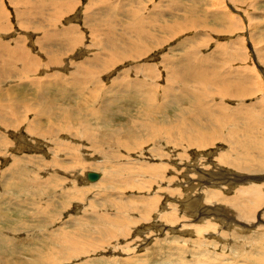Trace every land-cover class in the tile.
Returning <instances> with one entry per match:
<instances>
[{"label": "rangeland", "instance_id": "374dc122", "mask_svg": "<svg viewBox=\"0 0 264 264\" xmlns=\"http://www.w3.org/2000/svg\"><path fill=\"white\" fill-rule=\"evenodd\" d=\"M52 1L0 0V7L5 14V25L8 27L7 32L0 35V43L15 47V42L20 40V45L23 44L24 50L30 51L38 58L42 68L46 55L56 61L61 60L59 64L52 65L48 69L27 72L28 77L41 79L44 76V79H48L46 76L55 73L62 77L76 78L79 84L82 81L79 75H83V71H80L82 68L79 67V70L76 65L87 57L91 59L93 52H98L100 55L108 54L109 52L102 50V44L105 43H109L106 48H110V44H113L112 47L118 46L116 59L119 62L114 61V66L105 72L101 68V62L93 64L92 68H96L97 73L95 75L87 72L89 73L87 77L94 76L101 83L87 85L80 83L81 87H84L81 91L82 96H76L73 92L74 83L66 84L67 87L62 83L60 85L69 87L73 94H65V99L61 101L51 100L52 103L60 105L62 114L65 115H72L70 111L72 108L80 110L86 105L88 108L86 112L97 109L102 121L97 122L96 118L87 117L85 118L87 126L72 128L77 121L84 118L80 115L71 127L60 125L59 131L54 129L51 133L41 131L36 134L27 130V123L35 121L33 113L29 111L23 113L24 111L19 108V112L15 115L20 114L19 118L23 113V119L21 122L18 121L19 124L14 130L0 125V264L28 263V261L30 263L37 258H41L43 264H203L205 260L208 264H244L245 261L254 264L250 254L264 259V226L259 225L264 220L262 213L264 199L260 210L256 209L255 215L253 214L255 217L250 221L241 219L235 214V210L230 209V215L235 220L231 224L213 218L216 215L212 214L217 206H221L225 213V208H229L228 204L219 201L206 202L203 197L205 191L216 189L221 190L222 194L228 197H234L238 189L255 182V184L263 183L261 186L264 192V170L259 172L260 177L254 182V179H251L257 176L254 171L234 169L229 164H220L221 160L217 158L221 153L232 155L233 147L246 145L245 141L247 143L250 140L248 144L252 147L253 144L257 145L260 142L264 144V136L259 132V129H264V0H175L172 4L170 0L161 3L160 0H70L72 7L69 9V6H65L67 10L69 9L67 13L61 17L58 15L57 18L55 16L51 18ZM23 2H28L30 5L23 6ZM109 4L114 5L116 10L125 6L127 10L140 8L137 15L144 23L146 15L154 11V6L159 8V12L164 13L163 16L157 17L159 29L154 30L156 36L153 41L142 36L138 42H134L135 49L137 46L142 49L138 59L132 56L134 52L131 51V57H126L122 48L120 49V46L128 43V39L136 40L134 34L129 37L130 32H126L129 27L124 26L127 25L125 16L128 14L127 10L121 15L114 14L112 19L116 21L115 28L110 19L105 24L104 19L107 17L85 19L86 8L89 9L90 15L102 16ZM174 4L184 5L186 12L182 14V11L174 8ZM202 10L214 11L204 14L201 13ZM55 11L58 14L59 10ZM216 11H219V14H215ZM24 16H30L31 21L24 22L22 20ZM224 18L228 21L225 23L227 27L234 23L235 27L232 26L234 29L230 36L226 31L214 33L211 28L212 25L219 26L217 21ZM183 21L188 22L189 28H176L175 32L170 33L169 30L164 31L165 29L162 28L165 25L172 27ZM195 24L196 26H192ZM69 26L77 29V34L74 35L78 36L79 43L71 45L68 52L65 53V48L53 46V49H59L58 53L50 50L51 44L41 43L39 28L47 30L46 32L61 28L64 33ZM108 34L110 35L107 37ZM52 42L55 45L61 44L57 38L52 39ZM222 42L226 47L232 45L238 48L233 49L235 51L233 57L229 53L217 52V43L222 44ZM92 45L98 46L96 48ZM174 45L179 47L175 48ZM191 50L196 51L191 54L194 57L192 64L197 65L203 57H206L208 62L203 64H206V67L207 65L214 67L217 74L227 78L228 76L243 78L241 81L248 84L247 94L235 95L236 98H231L213 94L214 91L211 90L208 97L204 98V102L215 111L209 112L208 116L200 115V112L195 111L190 96L187 98L188 101L179 102L188 111L186 123L189 125V130L195 122L200 129L205 127L204 130L210 128L215 119L220 123L225 122L221 123L222 128H225L219 131L221 136L208 147L197 149L185 146L188 150L183 151L182 146L173 147L160 140L154 143L145 142L146 138L163 136L161 132L149 128L147 123H158V126L164 125L165 122L168 124L169 121L174 120V111L165 110L169 114L167 118L156 113L148 117L142 107L139 109V104L135 106L131 100L124 99L126 97L122 99L119 82L129 81L128 87L123 90L127 93L131 92V84L134 83H144L141 87L142 91L154 85L152 91L155 102L162 103L165 98L170 101L174 96V88H170L171 75L166 69L174 67L181 70L184 64L193 68L186 62ZM65 64L67 67L63 68ZM132 66L135 68L132 69ZM34 67V64L30 65L29 69ZM19 74L24 76L25 71ZM117 77L119 78L115 79ZM20 78L23 77L13 78L9 75L5 81L0 80V87L4 89L0 93V99L3 100L1 103L5 100L7 105L12 104L13 81L17 82ZM24 82L25 87H21L22 89L18 91L21 92L17 94H21L18 96L25 97L22 100L27 99L33 105L34 99L39 98L36 95L42 90L31 89L28 82ZM42 83L46 82L42 81ZM56 89L58 86L49 90L53 92ZM127 95L130 96L129 94L124 96ZM70 96L74 99L72 100ZM111 97L114 105L110 107L105 100L111 101ZM58 101L60 103H57ZM219 103L224 109L217 108ZM242 105L254 108L251 110L252 113L249 109L242 111ZM154 106L156 107L155 103ZM190 106L191 111L187 108ZM237 106L241 109L236 108ZM63 107L69 110H64ZM105 107L117 109L108 115ZM59 113L61 112L55 116L59 117ZM1 114L8 121L15 118ZM256 119L261 123L258 124ZM90 124L92 127L88 131L90 133L88 137L73 138L72 132L83 134L84 127L88 128ZM153 127L158 128L155 124ZM116 128L121 129L120 133H123L125 137L123 139L127 141L126 145L108 143L112 139V136L109 137V131ZM228 131L233 137L229 140L232 145L224 140ZM176 133L172 134L173 138L177 137ZM133 139L136 142L131 143ZM178 152H185L188 159L180 163L176 154ZM251 154L257 157L258 153L253 150ZM158 163L162 168V174L159 172L160 174L154 175L143 171L146 165ZM163 165H165L164 169ZM120 169L122 171L117 173ZM89 171L98 173V179L88 180L86 174ZM126 174L130 175L129 182H124ZM239 176H244L243 178L247 180L236 182ZM222 180L223 183L220 182ZM154 194H158L160 198L153 201L155 203L151 206L152 200L149 196ZM197 197L200 199L198 205L191 204ZM145 199H148L147 202ZM202 207L213 208L209 210L210 214L206 219L211 218L214 228L205 229L207 232L204 230L198 235L193 228L198 227L201 224L200 218L206 215ZM171 208H174L172 212L176 213L174 217L178 218L176 222L171 221L167 215L163 218V213H167ZM197 208L200 210L194 213ZM125 212L129 217L120 220ZM190 228L192 231L189 232ZM66 239L71 243H63ZM257 248H259L258 253ZM247 254L249 258L245 257Z\"/></svg>", "mask_w": 264, "mask_h": 264}, {"label": "bare ground", "instance_id": "6f19581e", "mask_svg": "<svg viewBox=\"0 0 264 264\" xmlns=\"http://www.w3.org/2000/svg\"><path fill=\"white\" fill-rule=\"evenodd\" d=\"M22 1V0H21ZM24 1V0H23ZM130 1H133V0H130ZM129 1V2H130ZM157 1V0H156ZM155 1V2H156ZM165 0H160V3L163 2ZM171 1V4L174 3L175 0H170ZM200 1H203V0H200ZM199 1V2H200ZM61 2V3H60ZM144 2V1H143ZM217 2V1H215ZM60 3V4H59ZM106 3V2H105ZM23 6H28L30 5L28 2H23L22 3ZM53 7V13L51 14V18H54L53 16H55L56 18L58 17V15H60L59 17L63 16L65 13H67L70 9L71 6V1L70 0H64V1H55L53 0L51 3H50ZM124 4V3H123ZM151 4H153L151 2ZM174 8L177 9L178 11H182L184 14L186 12L185 10V7L184 5H179V4H174ZM50 6V5H49ZM65 6H69V9L67 10ZM75 6V5H74ZM106 6V4H105ZM63 7V8H62ZM135 7V6H134ZM132 7V8H134ZM177 7V8H176ZM191 7V6H190ZM109 8V10H108ZM154 8V11L151 12L152 14L150 15H146V21L144 23V21L142 19H140L137 15L138 13V9L140 8H134V9H131V10H127L126 6L124 8H121V9H118V14L121 15L122 12H126V10L128 11V14H126L125 16L127 17L126 20H127V25H124L125 28L129 27V30H127L126 32H130L129 34V37L131 36V34H134V36H136V40H131V39H128V43L125 44V45H122L120 46V49L122 48V52L123 54L126 56V57H129L127 56V53L128 51H132V53L134 52L135 53V58H139L142 54V49L140 47L137 46V49H135V45H134V42H138L139 41V38H141L142 36H145L147 38H149L150 40L149 41H153L154 40V37L156 35H154V30L155 29H159L157 28V20H159L157 17L159 16H163L164 13L162 12H159V8L158 7H153ZM56 9L59 10L58 14L57 12L55 11ZM63 9H64V12H63ZM107 11H105L104 13H102V16H98V15H90L89 14V9L86 8L85 9V13H84V17L85 19L89 18V17H101L102 19H104V17H107L106 19H104L105 21V24L107 23V20L109 21H113L114 23V28L116 26L115 22L112 18L114 16V14H116V12L114 11L115 10V6L114 5H107ZM38 10V9H37ZM36 10V11H37ZM151 10V9H150ZM194 10V9H193ZM23 11V10H22ZM25 11H28L27 9H25ZM196 11V10H195ZM214 11V10H213ZM212 11V12H213ZM29 12V11H28ZM39 12V11H37ZM150 12V11H149ZM212 12H207V11H204L202 10L201 13H212ZM219 11H216L215 14H219L218 13ZM191 13V12H189ZM193 14V13H192ZM196 14V13H195ZM198 15V14H197ZM214 15V14H213ZM216 16V15H215ZM220 16V15H219ZM172 17V16H171ZM200 17V16H199ZM204 17V15H203ZM55 18V20H56ZM189 19V18H188ZM203 19V18H202ZM214 19H216L214 17ZM221 19V18H220ZM231 19V18H230ZM22 20L24 22H27V21H31V18L30 16H24L22 18ZM230 21V20H229ZM193 22V21H192ZM205 22V20H204ZM202 22V23H204ZM228 21L224 18V20H218L217 23L219 24L218 25H212L211 28L213 31H215L214 33H219V32H223V31H226L229 33V36H230V33L233 31V27L234 26V23H232V26L231 24H229V26L227 27V23ZM198 23H199V20H198ZM172 24V23H171ZM192 26H196L195 25H192ZM235 27V26H234ZM237 27V26H236ZM56 28V26H55ZM163 29H165L164 31L166 30H169V33L172 31V32H175L176 28H189L188 27V22L185 23L184 21L182 23H177L175 25H172V27H167L165 25V27H162ZM193 28V27H192ZM7 29L8 27L5 25V14L3 12V10L1 9L0 7V35L1 34H5L7 32ZM74 29V30H73ZM196 29V28H195ZM62 30L61 28H57L56 30H51V32H46L44 29L43 30H40L39 28V31L40 34H41V43L43 42H46V43H49L51 44V48L50 50H53L55 52H58L59 53V49L56 50V49H53V46H57L58 48H65V53L68 52V50L70 49L71 45L73 44H77L79 43L78 42V39H77V35L75 36L74 34L76 33L77 34V29L72 26L64 32L62 33ZM197 31V30H196ZM218 31V32H217ZM250 31V30H249ZM233 33V32H232ZM110 34L107 35V37L109 36ZM152 35V36H151ZM106 36V35H105ZM94 37V36H93ZM106 37V38H107ZM237 37V36H236ZM20 38V37H19ZM55 40V38H57V41H60L61 44H58V45H55L53 42H52V39ZM105 38V40H106ZM128 38V37H127ZM19 40V39H18ZM104 40V41H105ZM155 40H157V38H155ZM161 40V39H160ZM220 41V40H219ZM237 41V39H236ZM20 40L19 42H15L16 45H14L15 47H12L5 44V43H0V80L1 81H5L6 80V77L11 75L13 78L15 77H23L22 79L20 78L17 82L16 81H13V89H12V104L11 105H7L5 103V100L3 103H1V101H3L2 99H0V113H3L5 114L7 117H15V118H11L10 121H8L7 119H5V116L3 117V115L1 114L0 115V125L4 126V127H11L13 130L17 127V125L19 124L18 121H22V116H23V113H26V111L28 112H32L34 117L33 119H35V121H30L27 123V130L28 131H31V132H34L36 134L40 133L41 131L42 132H54V129H59L60 125H67L68 127L72 126L73 124H75V122L77 121V118L80 116V117H84L83 119H81V121H77L76 122V125H73L72 128H79L80 126H87V120L85 118H89V119H93L96 118L97 119V122H100L102 121L100 119V115L98 114L97 112V109H92V110H88L87 105L86 106H83L80 110H77V109H70V111H72V115H65V114H62L63 111H61V107L59 104H56L55 102L52 103L51 100L53 101H61V99H65V94L66 95H71L73 94L70 90V88H66V84L70 85V84H75V89L73 90L74 93H76L75 95L76 96H79L81 95V91L84 89V87H81L82 84L84 85H87V84H91V83H95V84H99L101 83L100 80L98 81V79L96 80L94 76L92 77H87L89 73L87 72H90L91 74H95L97 73V69H93L92 66L93 64H96L97 62H101L102 63V69H103V72L105 71H108L112 66H114V61H117V57L116 55L118 54L117 53V48L118 46H113V44H110V48H106V51L109 52L108 54H104V55H100L98 52H93L92 53V56H91V59L90 58H86L84 61H81V63L77 64L76 66H78V69L80 70L79 67H81L82 69L80 71H83V75L80 74L79 75V79H82V81L80 83L82 84H78V82H76V78H70V77H62L60 76V74H51L50 76H46V78L48 79H44L45 77L43 76L41 79L40 77H28V73L27 72H30V73H33L35 71H38L40 69H48L49 67H51L52 65H57L60 63L61 60L59 61H56L55 59L53 58H49L48 55H46V60L43 64V68H42V65L40 64V62H38V58L36 56H34L33 54H31L30 51H26L24 50V46L23 44L20 45ZM40 42V41H39ZM103 42V41H102ZM101 42V43H102ZM142 42V41H140ZM231 44V43H230ZM192 45V44H191ZM93 47H96L98 45H92ZM197 46V45H196ZM195 46V47H196ZM232 46V45H231ZM226 47L223 42L222 44L220 43H217V52H220V54L222 53H229L231 54V57L234 56V52L233 49H238L236 48V46H232V47ZM239 47V46H238ZM194 48V47H193ZM232 48V49H231ZM135 49V50H134ZM197 50V49H196ZM198 51V50H197ZM127 52V53H126ZM192 52H196L194 50H191V52H189L190 56L192 54ZM200 53V52H199ZM218 54V53H217ZM203 55V54H202ZM201 55V56H202ZM226 55V54H225ZM233 55V56H232ZM4 56V58H3ZM186 56V55H185ZM206 56V55H205ZM239 56V55H238ZM121 57V55L119 54V58ZM130 57H131V54H130ZM197 57V56H196ZM214 57V56H213ZM224 57V56H223ZM242 58H244L243 56H240ZM108 58V59H107ZM133 58V57H132ZM134 58V59H135ZM199 57H197L198 59ZM202 58V57H201ZM212 58V56H211ZM228 58V57H227ZM235 58V57H234ZM220 59V58H218ZM262 59V58H261ZM120 60H123V59H120ZM200 60V58H199ZM198 60V61H199ZM235 60V59H234ZM242 60V59H241ZM210 61V60H209ZM88 63L86 66L84 65L85 63ZM95 62V63H93ZM119 62V61H117ZM208 62V59L206 57H203V59L198 63V64H201V65H206V64H203V63H206ZM42 63V62H41ZM16 64V65H15ZM34 64V69H29L30 65H33ZM68 64V63H67ZM67 64L64 65L63 68H66L67 67ZM100 64V63H99ZM61 65V64H60ZM63 65V64H62ZM39 66V67H38ZM66 66V67H65ZM209 67V65H207ZM10 67H13L12 70H10L9 68ZM96 67V66H95ZM100 67V66H99ZM60 68V67H59ZM135 66H132V69H134ZM182 69L181 70H178L177 68H174V67H167L166 71L168 72V74L171 75V79H170V88H174V93H173V99L172 100H168V98H165V100L162 102V103H156L154 100V93L152 91V87H155L154 85L149 87L150 89L146 90V91H142L141 90V87L144 86V83H140V84H131V92L127 93L125 91H123L126 87H128V82L129 81H123L122 80L119 82V86H120V95L122 97V99L124 97V99H129L131 100V103L133 105H140L139 106V109L142 107L144 109V113L147 114V116L149 117H152V115L154 113H156L158 116H162V117H168L169 114L165 111V110H168V109H172L174 111V120L172 121H169V123L167 124L166 122L164 123V125H157L156 123H147L148 127L151 128V129H155L156 132H161L163 134V136L161 135H157L158 137H151L149 139L146 138V140H144L145 142H152L154 143L156 140H160V141H163L165 142L167 145H172L173 147H179V146H182L183 148V151H187L188 149L187 148H197V149H200V148H204L205 146L208 147V145L210 146V144L217 140L220 136H221V132L219 131H222L224 130L225 128H222L223 125L221 123H225V122H219V120L215 119V122L211 125V127L207 130H204V128L200 129L199 128V125L198 123H192L193 125H191V130H189V125H187L186 123V114L188 113L187 109L185 108L184 105H181L179 102L180 101H188V96H190L193 100H192V105L195 109V111L198 113L200 112L201 114L200 115H205V116H208L209 112H214L215 109L212 108V107H208L205 102H204V98L205 97H208V94L212 91H214L213 94H216V95H223V96H230L231 98H236L235 95H243V94H247V91H248V87H247V83L246 82H243L241 81L243 78H238L237 76H235V78H231L230 76H228V78L224 75H219L216 73L214 67H211L208 71H203L201 68L197 67V66H193V68H190L186 65H183L181 67ZM151 69V68H150ZM10 70V71H9ZM22 71H25V75L22 76L20 75L19 73L22 72ZM101 72V71H100ZM53 73V72H52ZM27 74V76H26ZM53 75V76H52ZM26 76V77H25ZM248 77V76H247ZM119 77L115 78V79H118ZM248 79V78H246ZM15 80V79H13ZM93 80V81H92ZM24 81H27L28 82V85L29 87H31V89H34V90H42L40 91V93H38V95L36 96H39L38 99H34V102H33V105L29 102V100H22L24 98H21L19 97L18 95H21V94H17V92L19 90H21L22 88L25 87L24 85ZM42 81L46 82V83H42ZM138 81V80H137ZM248 82V81H247ZM64 84V85H60V84ZM132 83V82H131ZM179 83V84H177ZM1 85V84H0ZM83 85V86H84ZM156 85V84H155ZM55 86H58V89H56L55 91H50L49 89L51 87H55ZM76 86H78V88H76ZM22 87V88H21ZM112 87V86H111ZM118 87V86H117ZM200 87V88H199ZM21 88V89H20ZM113 89V88H112ZM111 89V90H112ZM200 89V90H198ZM3 87L1 89L0 87V93L2 92ZM17 90V91H16ZM87 90V89H86ZM207 92H206V91ZM212 90V91H211ZM233 90V91H231ZM21 92V91H20ZM18 92V93H20ZM28 92V91H27ZM83 92H86V91H83ZM94 92V91H93ZM97 92V91H96ZM182 92L184 93V95H182ZM23 93V92H22ZM52 94V95H50ZM125 94H129L130 96H124ZM82 96V95H81ZM90 96V95H89ZM114 96V95H113ZM166 96V95H165ZM234 96V97H233ZM2 97V96H1ZM14 97V98H13ZM71 97V96H70ZM109 97V96H108ZM169 97V96H168ZM72 98V97H71ZM110 98V97H109ZM30 99V98H29ZM32 99V98H31ZM74 99V97L72 98V100ZM85 99V98H84ZM107 99V98H106ZM114 100H116L114 98ZM168 100V101H167ZM33 101V100H32ZM36 101V103H35ZM57 102V103H60V102ZM107 102V105L108 106H113L114 105V101H113V98L111 97V101L108 99L105 100V103ZM31 105H30V104ZM89 103V102H88ZM86 103V104H88ZM154 103L156 105V107L154 106ZM5 104V106H4ZM37 104V105H36ZM78 104V103H77ZM84 104V103H83ZM222 104L219 103V106L217 108H221V109H224L223 106H221ZM62 106V105H61ZM103 106V105H102ZM102 106L100 109H102ZM106 106V105H104ZM78 107V105H77ZM110 107H105V112L108 113V115H110L114 109H117V108H114L112 110V108ZM116 107V106H115ZM132 107V106H131ZM240 106H237L236 108L238 109H241L243 111V109H246V110H252L254 108L250 107L248 108V106H244L242 105L241 108H239ZM19 108L22 110L23 113H21V117L18 118V116L20 114H18L17 116L15 115L16 112H19ZM98 108V107H97ZM189 108V110L191 111V106L190 107H187ZM64 110H69L68 108L66 107H63ZM135 109V108H134ZM59 110V111H58ZM229 110V109H228ZM234 110V109H232ZM246 110L244 111L246 113ZM91 111V112H90ZM5 112V113H4ZM58 112H61L59 113V117H56L55 115L58 114ZM121 112V111H120ZM127 112V111H126ZM225 112V111H224ZM229 112V111H228ZM233 112V111H232ZM238 113V111H236ZM252 113V111H251ZM155 114V115H156ZM239 114V113H238ZM243 114V113H242ZM247 114V113H246ZM156 115V116H157ZM230 115V114H229ZM234 115V114H233ZM236 115V114H235ZM241 115V114H240ZM255 115V114H254ZM75 116V117H74ZM198 116V115H197ZM220 116V115H219ZM239 116V115H238ZM251 116V115H250ZM79 117V118H80ZM232 117V116H231ZM25 118V117H24ZM40 118H43V120H41ZM58 118V119H57ZM195 118V116H194ZM262 118V117H261ZM26 119V118H25ZM32 119V120H33ZM52 119H55L56 121H53ZM107 119V118H106ZM157 119V118H156ZM162 119V118H160ZM223 119V118H222ZM245 119V118H244ZM253 119V118H252ZM260 119V118H259ZM105 120V119H104ZM111 120V119H109ZM198 120V118H197ZM196 120V121H197ZM24 121V120H23ZM61 122V123H58ZM254 121V120H253ZM258 122H260V120L258 121L257 119L255 120ZM263 121V119H262ZM46 122V123H45ZM90 122V121H89ZM96 122V123H97ZM105 122V121H104ZM137 122V120H136ZM138 122H140V120H138ZM157 122V121H156ZM256 122V123H257ZM142 123V122H141ZM237 123V122H236ZM261 123V122H260ZM145 124V123H144ZM154 124L158 127V128H154ZM238 124V123H237ZM236 124V125H237ZM256 124V125H258ZM240 125V124H239ZM187 126V128H185ZM210 126V125H209ZM243 126V125H242ZM47 127V128H46ZM77 127V128H76ZM92 127V124L89 125V127H84V133L82 134H76L75 132H72V134H74L73 138L75 137H79L82 139L83 138H86L88 137V134H90L88 131L91 129ZM174 127H177V128H174ZM251 127V126H250ZM63 128V127H62ZM218 130H217V129ZM46 129V130H44ZM246 129V128H245ZM56 130V131H57ZM248 130V129H247ZM59 131V130H58ZM63 132V130H61ZM77 131V130H75ZM121 129L120 128H116V130H111L109 131V137L112 136V139L108 142L109 144H113L116 143L118 145H126L127 144V141H124L123 138H125L123 136V133H120ZM252 131V130H251ZM79 132V131H78ZM177 132V133H176ZM250 132V131H249ZM259 132L261 133V135L264 136V129H259ZM80 133V132H79ZM173 133H176L177 134V137L173 138L172 137V134ZM227 137L224 139L226 142H229L230 139H233L232 137V134L229 133V131L227 132ZM241 134V133H240ZM46 135V134H43V136ZM50 135V134H49ZM91 136V135H90ZM49 137V136H48ZM262 137V136H261ZM111 138V137H110ZM235 138V137H234ZM237 138V137H236ZM56 140V139H55ZM88 140V139H87ZM235 140V139H234ZM255 140V139H254ZM136 142V140H132L131 143H134ZM250 142V140L248 141ZM248 142L246 143L245 141V144L247 145H241V146H236V147H233L232 149V155L230 156L228 153L227 154H222L219 155L217 158L218 160H221L220 164L221 163H224V164H229L230 166H233V168L235 169H238V170H243V169H246L248 171H254L255 174H257V176H253L251 179H254V182L255 180L258 178L257 177H260L258 175L260 171L264 170V144L262 142L258 143L257 145L253 144V147L256 149H254L252 146H250V144H248ZM256 142V141H255ZM252 143V142H251ZM9 144V143H8ZM24 144V143H23ZM231 143L229 142V145ZM263 144V145H262ZM232 145V144H231ZM185 146H187V148L185 149ZM70 147V146H69ZM68 147V148H69ZM76 147V146H75ZM125 148V146H122ZM66 149V148H65ZM73 149V148H72ZM77 149V147L75 148ZM74 150V149H73ZM256 151L258 154H257V157H254L252 154H251V151ZM64 151V150H63ZM71 151V150H70ZM236 151V152H235ZM62 152V151H61ZM65 152V151H64ZM74 152V151H73ZM158 152V151H157ZM247 152V153H246ZM77 153V151H76ZM185 152L181 153V152H178L176 153L179 160H180V163L182 161H184V159H188V156L186 154H184ZM159 154V153H158ZM248 154V155H247ZM165 155V154H164ZM163 155V156H164ZM19 158V157H18ZM169 158V157H168ZM16 161V160H15ZM28 161V160H27ZM187 161V160H185ZM31 162V161H30ZM56 162V161H55ZM32 163V162H31ZM158 164H154V165H146L143 169V171L147 172V173H153L154 175L158 174L159 172L162 174V168L160 166H158ZM55 166V165H54ZM19 167V166H18ZM165 165H163V169H164ZM22 168V167H21ZM143 167H141V170H142ZM139 169V168H138ZM128 170V169H127ZM188 170V169H187ZM13 171V170H12ZM21 171V170H20ZM65 171V170H64ZM122 171V169H120V171L118 170L117 173H120ZM68 173V172H67ZM146 173V174H147ZM159 173V174H160ZM202 173V171H201ZM205 173V172H204ZM16 174V173H15ZM144 174V173H143ZM98 175V173H97ZM203 175V174H202ZM240 175V174H239ZM245 175V174H244ZM112 176V175H111ZM192 176V175H191ZM218 176V175H217ZM252 176V174H251ZM99 177V176H98ZM98 177L96 179H98ZM209 177V176H208ZM244 176H239L237 179H236V182H245L247 180L243 178ZM126 178V180H124V182H129L130 180V175L129 174H126V176L124 177ZM207 178V177H206ZM95 179V180H96ZM250 179V178H249ZM120 180V179H119ZM140 180V179H139ZM94 181V180H93ZM145 181V180H144ZM171 181V180H170ZM253 181V180H252ZM251 181V182H252ZM112 182V180H111ZM141 182V181H140ZM205 182V181H204ZM209 182V181H208ZM213 182V181H212ZM220 182H224V180L220 181ZM241 182V183H242ZM253 182V183H254ZM216 183V181H215ZM256 183V182H255ZM251 184V185H248L247 187L245 188H240L238 189V191L236 192L235 196L234 197H228L226 195H224V193L222 194L221 190H210V191H205L203 193V197H205V201L206 202H210V201H219V202H223V203H226L229 205V208H225L226 210L224 211L225 213H223V210L221 208V206H217L215 209H213L212 207H209V208H201L203 209L205 212H203L204 214L206 215H203V217H201L200 219V225L198 227H194L193 229L198 233H201V232H204V230H211L214 228V224L212 223L211 221V218L209 219H206L208 216V214H210L209 210H215L214 212H212L213 215H216L214 216L213 218H219V220L221 221H226L228 223L231 222H235L234 218L230 215V209L231 210H235V214L238 215V217H240L241 219H244L246 221H250V219H253L255 216H253V214L255 213L256 209L257 211H259L260 207L263 205L262 202H263V199H264V192L262 191V186L261 184L263 183H259V184ZM111 184V183H110ZM121 184V183H119ZM109 186V185H108ZM168 186V185H167ZM224 186V185H223ZM7 187V186H5ZM138 187V186H136ZM142 187V186H141ZM140 187V188H141ZM126 188V187H125ZM214 188V187H213ZM139 189V188H138ZM74 191V189H73ZM76 192V191H75ZM201 195V194H200ZM151 198V206H152V203H155L153 201L157 200L160 198V196L158 194H154L152 196H149ZM148 197V198H149ZM201 197V196H200ZM236 197V198H235ZM186 199V198H185ZM146 200V199H145ZM148 200V199H147ZM146 200V202H147ZM172 200V199H171ZM175 200V199H174ZM172 200V201H174ZM189 200V199H188ZM23 201V200H22ZM141 201V200H140ZM150 201V200H149ZM176 201V200H175ZM185 201V200H184ZM200 201V199H197L192 202L191 204H195V205H198V202ZM128 202V201H127ZM134 202V201H133ZM144 202V203H146ZM150 203V202H149ZM188 203V202H187ZM1 204V203H0ZM173 204V203H172ZM183 204H186V203H183ZM262 204V205H261ZM134 205V204H132ZM141 205H142V202H141ZM154 205V204H153ZM261 205V206H260ZM130 207V206H128ZM201 207V206H200ZM127 208V207H126ZM146 208V206H145ZM168 208V207H166ZM121 210V208H119ZM128 209V208H127ZM131 209V208H130ZM134 209V208H133ZM149 209V208H148ZM155 209V208H154ZM224 209V208H223ZM132 210V209H131ZM130 210V211H131ZM151 210V209H150ZM174 210V208H171L170 211L168 210L167 213H163V218L166 217V215L170 218L171 221L173 222H176L178 220V218H175L174 215H176V213H173L172 211ZM195 210V209H194ZM200 210L199 208H197L194 213H196V211ZM229 210V211H228ZM124 211V210H123ZM122 211V212H123ZM148 211V210H147ZM217 212L219 214H217ZM147 213V212H146ZM262 213L264 215V211L262 209ZM104 214V213H103ZM124 214V217L123 218H120V220L126 218V217H129L128 213L125 212L123 213ZM199 214V213H198ZM143 215V214H142ZM255 215V214H254ZM202 216V215H201ZM107 217V216H106ZM178 217V216H177ZM205 217V218H204ZM261 217V215H260ZM97 218V217H96ZM159 218V217H158ZM142 219V218H141ZM147 219V218H146ZM181 219V218H180ZM233 220V221H232ZM116 221V220H115ZM129 221H131L129 219ZM166 221V219H165ZM168 221V220H167ZM108 222V221H107ZM120 222V221H119ZM133 222V221H131ZM172 222V223H173ZM259 222V220H258ZM263 222L264 220H262V222H260L259 225H263ZM227 223V224H228ZM98 225V224H97ZM92 226V225H91ZM182 226H185V225H182ZM121 227V226H120ZM110 228V227H109ZM122 228V227H121ZM125 230V229H124ZM205 230V231H206ZM115 231V229L113 230ZM123 231V230H121ZM189 232L192 231V229L190 228L188 230ZM56 233V231H54ZM77 232V231H76ZM125 232V231H124ZM195 232V233H196ZM207 232V231H206ZM54 233V234H55ZM122 234V233H121ZM73 240V239H72ZM63 243L65 244H70V240H64ZM261 244V243H260ZM57 247V246H56ZM257 250V253L259 252V248L256 249ZM59 251V250H57ZM261 251V250H260ZM61 252V251H59ZM55 254V253H54ZM77 256V255H76ZM251 256V259L254 260V264H264V259L262 257H258V256H255V255H252L250 254ZM249 256V257H250ZM4 257V256H3ZM19 257V256H18ZM69 257V256H68ZM245 257L249 258L248 257V254L245 255ZM41 258H37L35 259V261H31L29 263H21V262H15V264H43L42 263V260H40ZM37 261V262H36ZM249 261V260H248ZM1 262V261H0ZM8 262V261H7ZM6 263V262H5ZM203 264H208L207 260H205V263L203 262ZM244 264H249L248 262L245 261Z\"/></svg>", "mask_w": 264, "mask_h": 264}, {"label": "crops", "instance_id": "0c3cea01", "mask_svg": "<svg viewBox=\"0 0 264 264\" xmlns=\"http://www.w3.org/2000/svg\"><path fill=\"white\" fill-rule=\"evenodd\" d=\"M115 12H116V14L115 15H118V9L116 10H114ZM129 15V14H128ZM106 44V45H105ZM105 44H102V50L105 52V50H106V47H107V44H109V43H105ZM106 46V47H105ZM174 47L175 48H177V47H179L178 45H174ZM135 50V49H134ZM181 52H183V51H181ZM127 53V52H126ZM130 54H131V51H128V53H127V55L130 57ZM133 57L135 56V54H133L132 55ZM193 58L194 57H192V56H190L189 57V59L186 61L187 62V64L188 65H190V66H197V67H199V68H201L203 71H208L211 67L209 66V67H206L205 65H201V64H197V65H194V64H192V60H193ZM187 59V58H186ZM185 65V64H184ZM200 88V87H199ZM198 90H200V89H198Z\"/></svg>", "mask_w": 264, "mask_h": 264}, {"label": "water", "instance_id": "95a60500", "mask_svg": "<svg viewBox=\"0 0 264 264\" xmlns=\"http://www.w3.org/2000/svg\"><path fill=\"white\" fill-rule=\"evenodd\" d=\"M97 177H98V175H97V173L94 172V171H89V172H87V174H86V178H87L88 180H90V181L95 180Z\"/></svg>", "mask_w": 264, "mask_h": 264}]
</instances>
